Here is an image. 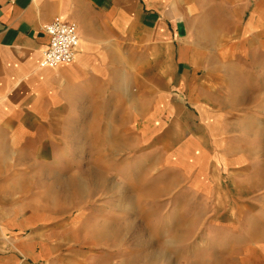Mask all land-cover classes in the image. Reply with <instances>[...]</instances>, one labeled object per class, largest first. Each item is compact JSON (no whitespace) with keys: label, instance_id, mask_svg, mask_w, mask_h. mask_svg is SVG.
I'll use <instances>...</instances> for the list:
<instances>
[{"label":"crops","instance_id":"crops-1","mask_svg":"<svg viewBox=\"0 0 264 264\" xmlns=\"http://www.w3.org/2000/svg\"><path fill=\"white\" fill-rule=\"evenodd\" d=\"M57 19L80 43L45 68ZM65 138L104 170L148 154L140 164L173 170L186 223L210 234L201 256L264 264V0H0V153H56ZM43 166L0 162V264H103L78 216L32 207Z\"/></svg>","mask_w":264,"mask_h":264},{"label":"rangeland","instance_id":"rangeland-1","mask_svg":"<svg viewBox=\"0 0 264 264\" xmlns=\"http://www.w3.org/2000/svg\"><path fill=\"white\" fill-rule=\"evenodd\" d=\"M65 139V149L56 153H0V162L50 168L31 169L27 196L33 208L63 213L69 223L78 216V237L92 246L103 264H212L211 254L201 256L198 248L210 234L201 232L198 224L186 223L190 217H185L178 195L184 190L173 170L140 164L148 155L142 152L123 154L115 162L127 164L113 163L104 170L101 152ZM103 176L109 179L106 184L99 182ZM9 198L5 186L1 204L7 206Z\"/></svg>","mask_w":264,"mask_h":264},{"label":"built area","instance_id":"built-area-1","mask_svg":"<svg viewBox=\"0 0 264 264\" xmlns=\"http://www.w3.org/2000/svg\"><path fill=\"white\" fill-rule=\"evenodd\" d=\"M44 30L50 38V43L44 51L41 66L56 68L73 63L80 43L77 26L57 19L46 25Z\"/></svg>","mask_w":264,"mask_h":264}]
</instances>
